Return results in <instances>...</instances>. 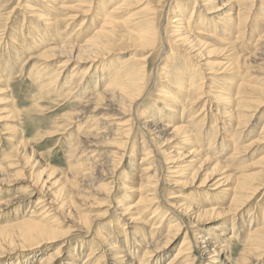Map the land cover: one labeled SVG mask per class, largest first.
Segmentation results:
<instances>
[{"label":"bare ground","instance_id":"bare-ground-1","mask_svg":"<svg viewBox=\"0 0 264 264\" xmlns=\"http://www.w3.org/2000/svg\"><path fill=\"white\" fill-rule=\"evenodd\" d=\"M35 1L43 8L38 14H34V17L37 21L43 23L44 34L48 32L58 33L57 29L62 30L60 26L55 25L56 28H54L56 22L64 21L69 26L73 22L75 24V21H77L78 25L75 32L83 36L85 40L72 47H58L64 53L58 56H63V59H65V61L59 64L61 66L58 69L49 68L54 58L47 59L48 56H45V59L39 65L40 67L35 69L33 66L29 73L32 75L36 71H39L36 76L38 75L37 79L41 83L38 81L40 86L39 93L43 96L46 92L48 94L51 92V90L49 91L50 88H54V91L51 92L52 94L56 91L64 90V96H68V99L72 102L82 101L83 106L79 107L82 113L76 117H71V120L79 119V121H84L85 119V124L80 126L84 132L82 139L89 140V136H94L95 134L102 135L108 141L105 145V148L108 150L103 154L104 158L101 159L98 154L99 152L93 149L95 147L94 143L92 145L88 143L83 144L86 148L81 150L83 153L80 157H86L90 161L80 167L71 165L69 173H64L59 178H49L50 176H48L46 179H42L36 173H30L29 187H35L34 189L41 188V190L46 191V194L44 193L43 199L39 198L37 200V205L33 210L27 213H18L17 215H20V217L24 215L21 219H15V221L12 219V222L5 225L0 224V252L4 253L6 249L8 250L5 252L25 249L26 247L40 244L43 241L58 240V233L62 229H60V224L56 223L55 214L60 212L69 214L73 194L81 195V192L74 191L71 185L72 180L76 179L72 171L83 170L81 172L85 176L86 182L106 187L110 183L107 182L109 173L103 171L102 165H113L116 162L122 163L124 157L125 159L129 158L134 152L137 141L135 131L132 133L133 129L130 128V124L115 121L118 119L116 115L119 113L116 106L119 103H127L133 107L139 100L147 96V92L144 91V84L147 80L145 70L148 64L143 58L136 57L137 62L132 61L120 67H111L109 76L105 75L101 79L95 80H93L95 76L90 75L88 77V71H90L92 65H89L86 70L83 69L84 72L78 70V67L81 68L80 65L88 60L97 61L101 54L108 57L112 53L122 52L125 50L124 47L115 46L120 41L122 43L133 42L140 48L148 47L149 49L154 48L160 43V53L171 42L179 44L186 54L183 58L185 65L182 66L183 68L175 67L170 69L167 66L158 74L159 79L157 81L165 83L159 88V91L168 101L164 102L163 110L159 109L162 116H155L158 115L155 112L149 113L147 117L138 120V125L142 128H147V134H150L152 131L172 130L171 140H165L167 142L165 145L167 146L162 150V157L167 164L165 171L169 173L166 177H170V175L171 177L180 176L190 167L194 170L192 174L194 176L195 173L201 170L203 165L213 161L214 165L211 172H206L203 175L204 178L200 185H206L207 179H209L208 181H213L219 176L212 184L213 186L215 185L216 189L230 193L229 197L231 199L229 204L223 200H208L198 202L195 205L189 201L185 202L178 199L183 197L180 194L182 192L177 193L172 200L160 199L157 189L158 183L152 182L149 178L150 176H147L150 171L154 170V163L153 166L149 162L145 164L154 152V148L153 146L149 147L148 142L143 139L141 140L143 148L140 151L142 157L139 162L141 166L136 165L134 167V163L131 164L133 162L131 161L130 165L122 168L116 174L119 176L122 173V178L126 181L122 189L126 190V192H132V196L138 195L137 202L132 204L129 198L126 201L121 199L119 195H115L116 200L112 197V200L116 203L114 214L119 215L121 220H126L130 223L149 225L152 228L151 236L149 235V238H141V233L136 228L133 230L135 233L133 234L141 240L133 238L130 244L126 243L130 248L125 249L119 242L109 239L112 234L97 232L94 239L100 243H95L96 247L90 248L89 253L82 262L78 261L77 255L71 253L70 256H67L69 258L65 262L61 259L65 252L64 247L68 245L66 241L59 251L47 253L38 262L34 261L31 263L158 264L169 254L170 250L166 249L175 243L181 232H183L182 221L187 217V221L193 220L197 224L211 219L221 220V222L218 226H213L205 232L201 228H197L194 239L189 237L187 232L185 235L183 234L184 238L178 250L165 261V264H194L198 262L199 264H233L231 244L233 243V239L236 237L238 239L240 236V239H243V247L242 251L237 253L234 264H253L258 259L256 256H259L257 251H259L262 243H264V218L260 221L259 225L254 224L252 226L253 219L250 217L248 229L239 226L237 221H239L240 212L253 199L259 197V200H263L264 198V153L255 161V165L259 169L256 173L240 175L236 179L234 187L227 189L221 187L228 186L232 172L228 174L226 172L231 171L230 169H233L242 158L241 137L253 134L259 135L258 140L254 139L249 144L248 148L251 151L264 143V119L261 121L262 124L258 122L260 117L263 116V112L261 115L259 113L262 110V102H264V66L255 70L249 68L250 66L252 67L250 60H257V58L260 64L264 65V0L189 1L193 4H199L202 11L194 10L195 7L188 10L187 8L184 10L177 9L171 0H141L145 4H148L141 9L145 14L140 22L146 25L153 26L158 17L163 14L166 16L167 22V15L172 13L173 17L170 26L172 29L169 41L165 33H162L161 37H157V35L154 37L152 34H132L124 30L121 34L117 35L116 27L119 22L111 14L115 13L121 4L116 7L109 6L110 0H105L104 3L102 0H74L75 3L73 5L65 4L66 0H58L57 2H54V0ZM121 1L132 2L134 0ZM40 2H43V4L41 5ZM103 4L104 6L101 9L100 7ZM80 5L95 6L93 9L95 10V14L92 17L95 19L93 26L89 25V8L86 6L87 9H83ZM60 9L66 10L67 13H58L57 11H60ZM189 10L192 14L188 18ZM211 15L214 17H210ZM217 26H220L221 30H218ZM217 30L227 41L225 44L226 53L224 54L225 56H222L220 65L194 62L196 65L195 70L187 71V61L203 57L202 53L209 46L206 39L193 37V31H196V34L214 38V33L211 32ZM3 32L4 29L0 30V37L4 35ZM35 35H33L34 38H31L29 34L23 35L24 40L16 33L10 35L7 42L9 46H4V48L9 50L6 56L10 62L14 60L13 72L11 70L5 75L0 70L2 81L9 84L11 82L10 77L17 72L18 66L20 69L23 67L20 55L24 54L26 45H29L31 40L36 37L40 38L39 35ZM115 35L118 37L117 43L114 39ZM25 37L28 39L27 43L25 42ZM22 41L23 44H21ZM234 44H242L240 48L242 46L244 48H242V51H236V48L234 49L233 47ZM13 47H18L21 53L13 52ZM49 49L55 50L53 47ZM160 53L158 56H160ZM171 55L173 56V54ZM246 67L249 69L245 71ZM103 69L105 67L101 71ZM244 71L245 73L257 71L262 76V82H257L259 84L256 85L254 84L255 82L246 80ZM94 73L96 74L97 72ZM233 78H237L236 88L228 92V86L231 84ZM99 85H104L100 88L101 90L98 89ZM84 86L86 90L82 92ZM141 89L143 91L142 94ZM82 93H84L83 97H81ZM195 106H201V108L199 111L192 112L191 109ZM121 113L124 115V112ZM94 119L95 121L92 122ZM211 121L212 124L203 133L205 123L209 124ZM221 121L224 122L221 127H218ZM257 127H259V132H257ZM3 136H0V156L3 153L5 154V150L8 149V146L7 148L4 147L3 140L7 141L8 144L18 140L16 135L10 134L4 136V138ZM221 138V144L225 141L230 143L231 149L226 153H224V149L219 150L216 148V141ZM92 141L90 140V142ZM71 142H79V140H71ZM73 143H70L69 152L75 154L74 149H77L78 146L76 145L77 143ZM224 148H228V145H224ZM79 154L80 152L76 153V155ZM30 157L27 156L25 158L26 164L29 163ZM136 161H138L137 156ZM31 165L35 166L36 164L32 163ZM12 167L14 168V166L6 163L5 155L0 158V200L1 196L6 193L4 190L5 186L3 185L7 183L6 180L9 177L7 172ZM113 170V168H110V171L113 172ZM135 171H141V175L138 176L139 182L137 181L136 186H132L127 183V179L128 176L136 175ZM26 180L28 179L26 178ZM172 184L179 185L176 181H173ZM126 186H130V188ZM37 193L30 189L19 192L5 206L21 205L37 196ZM61 196H64V198H61ZM207 202L209 204L204 205ZM221 203L223 206H220ZM149 211H152L149 218L145 220L141 219V216ZM172 214L176 215L174 220H170L169 218ZM232 216L234 218L231 219L230 217ZM80 219L82 224H80V220L78 222L75 221V223L72 222L74 223L72 228L78 224L80 227L85 228L89 224V219L86 217ZM223 219H226L227 222L225 223ZM229 219L233 220L230 225ZM166 223L169 224L164 234L162 228ZM96 224L97 222H94L89 226L92 227V225L95 226ZM10 227H16V231L10 232L8 230ZM112 227H114L112 230L114 235L123 233L122 230H118L121 227L120 223H114ZM76 230L80 231V228ZM155 233H158V237L156 235L157 239H155L156 237L153 238ZM100 246L103 247V252L100 250ZM131 248L134 249L132 250L133 253L141 255L140 261L132 258L133 253L129 252ZM194 250L199 253L198 256H195ZM103 260L104 263L102 262Z\"/></svg>","mask_w":264,"mask_h":264},{"label":"rangeland","instance_id":"rangeland-1","mask_svg":"<svg viewBox=\"0 0 264 264\" xmlns=\"http://www.w3.org/2000/svg\"><path fill=\"white\" fill-rule=\"evenodd\" d=\"M57 1L58 0H54V2ZM66 1L67 2H65V4L73 5L75 3L74 0ZM102 1L104 3L105 0ZM189 1L190 0H171L174 7H177V9L184 10L187 8L188 10L195 7L194 10L202 11V8L199 4H193ZM40 3L41 5L43 4V2ZM120 4L121 6L117 8L115 13L111 14L117 20V22H119L118 26L116 27L117 35L126 30L132 34L146 33V35L152 34V36L154 37H156V35L157 37H161L162 33H165L167 40L170 38V31L172 29L170 28L171 19L173 17L172 13L170 15H167V22L166 16L163 14L159 16L154 25L151 26L140 22L143 15L145 14V12L141 9L148 4H145L141 0H134L132 2L110 0L109 6L116 7ZM86 6L87 8H89V25L93 26L95 19L92 17L95 14V10H93L95 6L80 5V7L83 9H87ZM103 6L104 4L100 8L102 9ZM40 10H43V8L35 0H0V30L4 29V35L1 36L2 38L0 37V50H2L0 51V70L2 73L6 75L11 70L13 72L14 60L10 62L9 58H7L6 56L9 50H7V48H4V46H9L7 42L10 35L16 33L23 38L24 36L29 34L32 38L33 35L36 36L35 34H37L40 37H36L35 39L30 41L29 45H26V51L24 52V54L20 55V59L22 61L21 64H23V67L20 69V67L18 66L19 70L17 69V72L10 77L11 82L7 84L0 78V136L2 137L3 135L7 136L11 134L16 135L18 138L16 142H10L9 144L7 141L3 140L5 144L4 147L7 148L8 146V149L5 150V154L3 153L0 156V158H2L5 155L6 163L8 165L14 166V168L12 167V169L7 172L9 177L6 180L7 183L3 185L5 186L4 190L6 193L1 196L0 200V224L2 225L12 222V219H14V221L15 219H21L24 215L20 217V215H17L18 213L30 212L36 207L37 200L39 198L43 199L42 197L44 196V193L46 191L41 190V188L34 189L35 187H29V177L31 175L30 173L34 172L38 177H42V179H46L48 176H50L49 178H59L62 174L69 173V168L71 167V165L80 167L84 163H88L90 161L86 157H80V155L83 153L81 152V150H84V148H86L83 146V144L88 143L92 145L94 143L95 147L93 149L99 152L98 154L101 159L104 158L103 154L108 150L105 148V145L108 141L103 138L102 135L95 134L94 136H89V140L82 139L84 132L80 126L85 124V119L84 121H79V119H75L73 121L71 120V117H76L82 113V110L80 111L79 109V107L81 108V106H83L82 101L72 102L68 99V96H64V90H59L52 94L51 92L54 91V88H50L49 91L51 90V92H49V94L46 92L47 95L45 94L43 96L41 93H39V80L37 79L38 75L36 76L39 71H36L32 75L29 73L33 66L35 69L40 67L39 65L41 64L42 60L45 59V56H48L47 59L54 58L49 68L58 69V67L61 66L59 64L65 61V59H63V56H58L59 54H64L62 53V50H59L61 48L58 47H72L75 46V44H79L80 42L85 40L83 36L75 32L77 29L76 26L78 25L77 21H75L76 25L73 22L69 26H67V23H65L64 21H61L59 23L56 22L54 24V28H56V25L60 26L62 30L57 29L58 33L48 32L44 34V28L42 25L43 23L37 21V19L34 17V14H38ZM57 12L60 14L67 13L66 10L61 9ZM191 14L192 13L190 11L188 18L191 16ZM210 17L214 16L211 15ZM217 27L219 28L220 26ZM218 30H221V28H219ZM218 30L211 32L214 33V38L202 36L196 34V31H193V37L206 39L209 43V46L202 53L203 57L187 61V71L195 70L196 65L194 64V62H206L208 64H214L216 66L220 65V62H222V56H225L224 54L226 53L225 44L227 41ZM114 39L117 43L118 37L116 35ZM22 40H24V38ZM27 40L28 39L26 38V43ZM21 44H23V41L21 42ZM241 45L242 44H234L233 47L234 49L236 48V51H242V48L244 47L242 46L240 48ZM115 46L124 47L125 50L120 53H112L108 57H105L101 54L102 56L100 55L97 61L88 60L87 62L81 64L82 66L80 65L81 68L78 67V70H82L81 72H84L83 69L86 70L89 65H92L90 71H88V77H90V75L95 76V78L93 77V80H95L101 79L105 75L109 76V72L112 69L111 67H120L132 61L137 62L136 57L143 58L144 61L148 64L145 70V74H147V80L144 84V91L147 92V96L143 97L144 99L139 100V102L137 104H134L133 107H131L127 103H119L118 106H116V109L119 113L118 115H116V118L118 119H116L115 121L131 125L130 128L133 129L132 133L133 131H135V138L137 139L135 146L138 148V150L135 147L133 154H131L129 158L125 159L124 157L122 163H113L114 166L110 164L102 165L103 171H107L109 173L107 182L110 183H108L106 187L98 186V184L92 182H86V178L81 172L83 170H71L72 172H74V176L76 177V179H73L71 182L73 190L81 192V195L73 194L72 203L70 205L71 211L69 214L62 212L55 214V217L57 219L56 223L60 224V229H62L61 232L58 233V240L43 241L40 244H35L26 247L25 249L11 250L9 252H5L6 250H8L6 249L4 253L0 252V264H34L31 262H38L47 253L59 251L65 245L66 241L68 242V245L64 247L65 252L63 253L61 259L65 262V260L69 258L67 256H70L71 253L77 255L76 257L78 258V261L82 262L85 260L87 254L90 251V248H95L96 245L94 244L100 243L98 240L94 239L96 238L97 232H100L101 234H112L109 239L119 242V244L123 245L125 249L130 248V246L126 243L130 244L133 238H136L139 241L141 240L138 236L134 235L135 233L133 230L136 228L140 231L141 238H149V235L151 236L152 234V228L149 225L145 226L144 224L130 223L129 221L121 220L119 215L114 214L116 210V203L112 200V197L115 199L116 196L119 195V197L121 196V199L123 200L129 198V201L132 204H135L137 202L138 195L132 196V192H126V190L122 189L123 185L126 183V181H124V179L122 178V173L119 174V176H117L116 174L122 168H126L128 165H130L131 161H133L131 164L134 163V167L136 165L141 166L139 162L142 157V153L140 151L143 148V143L141 142V140L143 139L148 142L149 147L153 146L154 148V152L150 155V159H148L145 164H148L149 162L153 166L154 163V170L150 171L147 176H150L149 178L152 182L158 183L157 189L159 191L158 196L160 199L167 201L172 200V198L177 193L179 194L180 192H182L180 194H182L183 197H180L178 199L185 202L189 201L195 205H197L198 202H204L208 200H223L227 204H229L231 199V197H229L230 193L221 191L220 189H216L215 185L213 186L212 184L219 176H217L213 181H208L209 179H207L206 185H200L202 179L204 178L203 175L206 174V172H211L214 165L213 161L207 163L206 165H203L201 170L195 173L194 176L192 175L194 170H192V167H190L180 176L171 177L170 175V177H166V175L169 173L165 171L167 164L162 157V150L165 146H167L165 145L167 143L165 142V140H171L170 138L172 136V130L160 132L152 131L150 134H147L148 129L142 128L138 125V120L147 117L149 113L155 112L156 114H158L155 116H162L160 115L159 109L163 110V104L164 102L168 101V99H166L159 91V88H161L165 83H160L159 81H157L159 79L158 74L167 66L168 69L175 67L183 68L182 66L185 65L183 58L186 56V54L180 48V45L169 42V46L165 50H163L162 53L159 52L160 43L152 49H149L148 47L140 48L133 42L122 43L121 41L118 42ZM51 47L55 48V50L49 49ZM12 51L15 53H21V50H19L18 47H13ZM158 52L160 53V56H158ZM171 54H173V56ZM250 61L252 64V67H249L250 69L255 70L259 67L264 66L260 64L258 58L257 60ZM103 67H105V69L101 71ZM249 68L246 67L245 71ZM94 72L97 73L95 74ZM227 77L231 78L230 76ZM244 77L248 81L255 82L254 84L256 85L259 84L257 82H262V76L257 73V71H252V73H245ZM236 81L237 78L232 79L231 84H229L228 86V92L236 88ZM103 86L104 85H99L98 89L102 88ZM128 86H130V84H128ZM85 90L86 87L84 86L82 88V92ZM169 91L173 93L172 90L169 89ZM84 93L81 94V97L84 96ZM142 93L143 91L141 89V94ZM262 104V110L259 115H261V113L263 112V116H261L258 120L259 124H262L261 121H263L264 119V102H262ZM200 108L201 106H195L191 109V111L196 112V110L199 111ZM121 112H124V115H122ZM223 120L225 119L223 118ZM94 121L95 119L92 122ZM223 122L224 121L219 122L218 127H221ZM211 124L212 121L209 122V124L205 123L203 127V133H205V130L208 129V126H210ZM258 128L259 127H257V132H259ZM254 139L258 140L259 135L253 134L248 135L247 137H241L240 147H242V158L237 162L233 169H230L231 171L226 172V174L232 172L231 180L229 181L228 186H222L221 188L227 189L229 187H234V183L240 175L251 173L254 174L259 170L255 165V161L261 156L262 153H264V143L262 145H258L257 148L251 151L248 147ZM71 140H79V142L73 143L71 142ZM90 140L93 141L90 142ZM221 141L222 138L216 141V148H218L219 150L224 149V153L228 152L231 149L230 143H228V141H225L221 144ZM70 143H77L76 145L78 146V148L74 149L75 154L69 152ZM226 144L228 145V148H224V145ZM78 152H80V154L76 155V153ZM27 156H31L29 158L30 160L28 164H26L27 162L25 160ZM136 156L138 161H136ZM32 163H35L36 165L32 166ZM110 168L114 169L113 172L110 171ZM135 172L136 175L128 176L127 179V183L131 184L132 186H136L137 181L139 182L138 176L141 175V171ZM26 178L28 180H26ZM173 181H176L177 183H179V185L172 184ZM126 187L130 188V186ZM29 189L35 191L36 193L38 192L37 196L33 197L27 202H24L21 205L17 204L8 207L5 206L8 204L7 202L18 195L19 192H23L24 190ZM61 198H64V196H61ZM208 204L209 203L207 202L204 205ZM220 206H223V204L221 203ZM263 211L264 198L263 200H259V197L253 199L250 204L247 205V207L242 212H240L239 221H237L238 225L244 229H248L250 225V223L248 224L250 217L253 219L252 226H254V224L259 225L260 221L264 218ZM151 214L152 211L146 212L141 216V219H148ZM85 217L89 219V224H87L85 228L80 227L79 224L72 228V225H74L75 221L78 222L80 220V224H82L80 218L84 219ZM169 218L170 220H174L176 218V215L172 214L171 216H169ZM230 218L232 219L234 217L232 216ZM186 219L187 217H185L182 221V225L184 227L182 229L183 232H181V235L179 236L177 241L166 249L170 250L169 254L164 257L158 264H165V261H167L171 256H173V254H175L186 232L189 237L194 239L195 231L197 228H201L203 232H205L207 229L210 230V228L213 226H218L221 222V220L218 221L216 219H211L197 224L193 220L187 221ZM231 219H229V225L233 222V220ZM223 220L225 221V223L227 222L226 219ZM94 222H97L95 226H89ZM114 223H120L121 227L118 228V230H122L123 233L114 235V233L112 232L114 228L112 226L114 225ZM168 224L166 223L162 228L164 234L168 229ZM77 228H80V231H77ZM8 230L10 232L16 231V227H10ZM108 230L110 231L108 232ZM156 235L158 237V233H155V236H153V238L156 237ZM157 237L155 239H157ZM240 238L241 236L238 238V240L236 237L235 239H233V243L231 244L233 264L235 263L237 253L242 251L243 239ZM100 250L104 251L102 246H100ZM132 250L134 249L131 248L129 250L131 254L133 253ZM257 253L259 254V256H256L258 257V259L255 260L253 264H264V243H262V246L259 251H257ZM194 254L195 256L199 255L196 250H194ZM132 255V258L140 261V254L137 255L134 252ZM102 262L104 263V260ZM194 264H199V262Z\"/></svg>","mask_w":264,"mask_h":264}]
</instances>
